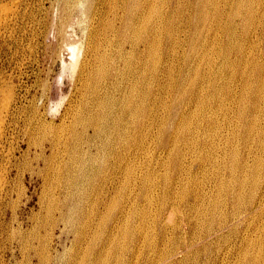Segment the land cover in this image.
Masks as SVG:
<instances>
[{"label":"bare ground","instance_id":"1","mask_svg":"<svg viewBox=\"0 0 264 264\" xmlns=\"http://www.w3.org/2000/svg\"><path fill=\"white\" fill-rule=\"evenodd\" d=\"M57 1L65 14L60 19L57 34L59 32L64 38L66 37L64 34H66L67 22L76 13L75 23L81 28L83 37L87 39L98 34L105 35L109 49L103 47L101 53H96L94 50L93 57H95L96 67L91 68L89 65L91 69L88 73V65H82L79 81L83 83L81 91L83 111L77 118L71 106L57 113L54 119L47 109V100L42 105H38L34 97V100L30 98V101H25V98L21 96L19 86L13 79L6 76L8 74L5 75V66H2L3 69L0 71L1 246L4 245L15 258L17 255L22 256L21 263L18 264H25V262L28 264H50L53 260H56V264H231L232 261V264H256L255 243L259 239L264 244V129L258 119L261 116V110L255 109L250 99L246 101L241 97L242 108L239 115L242 117V121L237 123L236 128L239 129L242 136L238 137L239 133L234 132L232 137L235 140L232 145L226 143V147L208 150L207 154L210 156L214 154L220 157L198 166L194 172L190 171L193 175L189 184H187L189 180L182 183V175H179L178 180L175 179L176 172L183 173L187 170H185L186 166H183V162L176 158V153L177 156H180V152L176 148L180 137L177 134L172 136L169 133L168 138L172 137L169 140L165 139L166 142L160 145V149H162L160 152L162 155L168 154L169 157L175 159L172 164H169L168 169H174L176 172L170 174L166 172L160 179V192L163 193L161 196L163 201H160L156 216L149 221V211L137 209L132 212L129 208L128 217L124 218L128 202L115 209L111 208L113 205L111 202L118 196V191L116 192L115 189L117 180L122 178V183L125 184L127 178L132 176V171L128 170L127 164L130 161L128 158L130 154L127 153V147L124 150L121 149L125 145L114 146L111 141L126 134L138 123L136 121L144 118L150 107L151 101L148 95L151 93V88L139 89L143 85L141 78L144 76V68L138 70V66L154 60L152 47L156 44L155 42L153 45L149 42L139 44L140 38L124 40L123 33L125 30H130L133 34L157 35L165 29L164 23L167 25V29L172 30V23L174 24L177 16L171 13L170 18L166 20L164 9L169 5L164 0H152L150 3L148 0H108V2L100 0L101 6L105 4L108 7L106 11L108 19L105 21L106 16H102L99 21L98 12L94 11L91 16L89 15L90 6L87 5L89 0ZM191 1L195 8V11L192 12L193 23L190 25V29L194 33L192 39H198L197 51L203 53L204 48L212 46L211 40L206 37L207 31L204 26L208 24L207 28L211 29L215 35L218 31L223 29L225 31L227 26L225 27L223 19L228 17V14L225 9L220 11L218 6L207 9V6L213 5L216 0ZM20 2L21 0H0V51L9 42L7 39L12 33V25L19 17V8L22 7ZM84 2L86 3L84 4ZM80 4L82 5L81 11H77L76 8ZM139 5L142 6V9ZM244 5L245 3L239 0L237 11L242 12ZM261 8H264V0L258 4V9ZM69 11L71 12L70 16L68 15ZM145 18L146 22L143 21ZM242 18L243 23L245 20H254L253 30L255 31L248 40H246V36L244 37V47L237 45L234 50L233 44L229 45L231 40L233 42L234 34L231 33L230 36L225 34L218 52V58L221 57L222 60L221 65H250L254 60L264 65V57L258 58L260 46L264 43V34L261 37L257 33L260 27H263L264 31V13H257L254 18L252 12L249 11L245 16L243 13ZM13 35L15 36V34ZM38 35H40L39 32ZM215 39H218V36ZM202 40L203 44H201ZM218 40L220 41V38ZM22 44L24 43L22 42ZM146 44H148V48H142ZM128 45L138 55H125L122 49ZM68 46L72 50L71 58L74 69L79 60L78 51L81 49H78L75 44H68ZM113 47H115L114 53L111 52ZM159 59L162 61L161 58ZM121 60L125 63H120ZM121 65H126V69L119 70ZM213 65H217V62L215 61ZM261 79V76H258L252 84L255 86L253 94L257 97L264 91V87L260 84ZM183 82L184 80L181 79L179 84L181 85ZM233 89L229 86L224 98L217 96L214 101L217 102L220 110H226L227 113L231 108L229 100L235 96ZM86 95L94 96V103H87ZM190 99L192 101L200 100L201 97L192 96ZM162 103L163 100H161ZM157 106L158 103H154L153 107ZM246 109L249 118L244 120ZM183 112L187 113V110ZM209 112L215 113L216 110L211 109ZM174 113H171L169 117H172ZM179 122L177 126H180ZM90 127L94 129L93 135H88ZM116 132L118 133L116 134ZM98 137L101 139L100 144L92 141ZM148 143L149 141L142 143L144 152ZM72 150H76L78 156L82 157L77 160L78 163L71 162L70 152ZM103 153L107 154L104 158ZM19 154L21 155L19 156ZM120 154L123 156L117 159ZM98 157L99 160H92ZM21 160L28 161L29 165H34L35 162L41 160L45 167L41 168L37 165L36 170L32 169V174H37L47 183L53 180L57 181L54 192L60 191L62 201L65 199L69 201L72 197L71 203L76 200L74 189L81 188L78 183L74 184L69 178L70 167L75 169L77 167L78 173L85 174L86 178L90 177V181L93 180V193L98 196L99 200L96 199L94 207L89 212L80 214L78 218H75V215L79 211H75L72 207L65 209V206L61 204L52 207V209L56 207L59 212L57 218L52 216L54 209L50 211L49 208V215L52 212L49 217L51 221L47 220L49 218L42 220L37 216L34 225L32 224L33 226L26 229L19 219L16 209L7 220V203L12 199L14 191L11 183L13 168H17L18 175H20L19 169L22 164L19 162ZM82 162H84L83 166ZM210 168H213L215 174L219 176L216 178V187L213 190L210 187L211 185L213 187L212 181L203 182L204 177L210 173ZM198 173H201L203 177H198ZM155 177H153V181L155 179L156 182ZM149 181L150 178H146V183ZM176 182H178L177 185ZM124 189L127 190L128 187L125 186ZM144 189L142 197L152 200L153 194L152 190L150 191V186L147 185ZM126 190L122 191L124 201H127ZM63 195H65L64 199ZM110 199L109 205L107 204L108 208L110 206V210L105 215L97 206L105 204ZM77 203L74 204L77 205ZM12 207L14 208V206ZM97 213L98 227H103L108 218L111 219V224L103 227L102 235L100 234L101 237L98 241H90L91 243L84 248V242L88 240L90 233L91 221L94 220L93 217ZM128 223L133 226L129 230L125 227ZM57 228L60 232L58 245L66 246L68 236H74L71 242L73 252L68 253L69 257L66 260L65 252L67 250L60 253L58 247L51 246L52 243L48 240L49 235H54ZM0 264H11V262H0Z\"/></svg>","mask_w":264,"mask_h":264},{"label":"rangeland","instance_id":"2","mask_svg":"<svg viewBox=\"0 0 264 264\" xmlns=\"http://www.w3.org/2000/svg\"><path fill=\"white\" fill-rule=\"evenodd\" d=\"M99 1L100 0H89L87 2V5L90 6L89 15L91 16L94 11L98 12V17L100 16L99 21H101L102 16H106V21L108 19V13H106L108 7L105 4L101 6ZM151 1L152 0H148L149 3ZM164 1L169 5L164 9L166 11V20L170 18L171 13L177 16L174 24L172 23V30L167 29V25L164 23L165 29L157 35L133 34L130 30H125L123 33L124 40L130 41L132 39L138 40L140 38L141 41H139V44L142 42H149L152 45L153 42H155L156 44V46L152 47L154 49V60L138 66V70L144 68V76L141 78L143 80V85H141L139 89L146 90L149 87L151 88V93L148 95L150 96L151 101L150 107L144 118L136 121L138 123L130 128L126 134L120 135L121 138H114L111 141V143H114V146L125 145L121 149L124 150V148L127 147V153L129 152L130 154L128 157L130 161L127 164L128 170L132 171V176L127 178V183L125 184L122 183V178L117 180L115 189L116 192L118 191V196H116V200L114 199V201L111 202V204H113L111 208L114 207L113 209L117 206L121 207L122 204L128 202L124 218L128 217L129 208L132 212H135L137 209H142L147 212L149 211V221L156 216L158 208L160 207V201H163V198L161 197L163 193L160 192V179L166 172L169 174L176 172L174 169H168L169 164H172L175 159L171 156L169 157L168 154L162 155L160 152V150H162L160 149V145H162L163 142H166V140H169L173 135L177 134V136L180 137L176 144L180 156H177L176 153V158L183 162V166H186L185 170H187V172L183 173L176 172L177 175L175 176V179L178 180L179 175H182V183L189 180V182H187V184H189L191 182L190 180H192L191 176L193 175L190 171L194 172L198 166L205 165V163L215 160L216 157H220L219 155L214 154H212L213 156H210L207 154L208 150L226 147V143L232 145L235 140L232 137L234 132L239 133L238 137L242 136L239 129L236 128L237 123H241L242 121V117L239 115L242 108L241 97L246 99V101L250 99L255 109L261 110V116H259L258 119L264 129V91H262V94L257 97V95L253 94L255 86L252 85L257 77L261 76L262 79L260 84L264 87V65H261L260 62L256 60L252 61L250 65H221V57L218 58L221 41L225 34L229 36L231 33L234 34L233 42L231 40L229 43L231 46L233 44V50L237 45L242 47L245 46V44H243L244 37L246 36V40H248L255 30H253L254 20H245L243 23V13L245 16L251 11L254 18L257 13L263 14L264 8H261L260 10L258 9V4L261 0H241L245 3L242 12L237 11L239 0H216L213 5L207 6V9H212L215 6H218L220 11H222V9L227 11L228 17L223 19L227 29L225 31L224 29L218 31L215 35L211 29L207 28L209 27L208 24L204 26L207 31L206 37H208V40H211L212 46L204 48L203 53L197 51V45H199L198 39H192L194 33L191 31L190 25L193 23L194 19L192 12L195 11L192 1ZM106 2H108V0H106ZM58 3L59 1L57 0H21L20 6L22 7L19 8V17L16 19L15 24L13 23L12 25V33H10V37L9 34L7 35V38L9 37L7 41L9 40V42H7L3 46L4 48L0 51V71L3 69L2 66L4 65L5 75L8 74L6 76L11 80L13 79V81L19 86L21 96L25 98V101H30V98L32 100L34 97L37 104L42 105V103L47 100V109L50 116L52 115V118L55 119L57 113L63 111L65 108L67 109L69 106L75 111L74 113L77 118V116L83 111V94H81L83 83L82 81H79V72L82 70V65H88V73L92 67H96V61L94 60L95 57H93L95 51L96 53H101L103 47L109 49V46L107 38L102 34L85 39L81 28L75 23L77 19L76 13L73 14L67 22L68 25L65 28L66 34H64L66 37L64 38L59 32L57 34L60 19L65 16L62 6ZM85 3L86 2H84V4ZM44 7L48 9L46 10ZM73 7L75 8V4ZM73 7L71 8L73 9ZM139 7L142 9L141 5H139ZM81 8L82 5L80 4L77 6L76 10L81 11ZM45 10L46 12H44ZM70 14L71 12L69 11L68 15L70 16ZM70 19H72V21H70ZM18 21H20V24ZM143 21L146 22V18L143 19ZM36 22L37 25H35ZM96 24L99 27L97 22ZM36 31H38L40 35H38V32L36 34ZM257 33L263 37V27L258 28ZM13 34H15V36ZM216 36H218V39L220 38V41L215 39ZM22 42L25 45L22 44ZM68 44H75L78 49H81V51H78L79 60L74 69V63L71 58L72 50ZM201 44H203V40L201 41ZM114 48L115 47L111 50L112 53L115 52ZM142 48L147 49L148 44L143 45ZM260 48L263 51L261 49L259 50V59L264 57V43L261 44ZM122 50L123 53L128 56L137 54L129 45L125 48L123 47ZM159 58H161L162 61H160ZM215 61L217 62V65H213ZM120 63L125 62L121 60ZM89 65H91V68H89ZM125 67L126 65H121L118 69L123 71L126 69ZM26 72L28 74H25ZM181 79L184 80V82L180 85L179 83ZM229 86L234 88L233 92L235 96L229 100L231 108L227 113L226 110H220L221 108L219 109L217 102L214 101L217 96L224 98V94ZM178 90L180 91L178 92ZM192 96H199L201 99L192 101L190 99ZM93 99L94 96L86 95L87 103H94ZM161 100H163L162 104ZM156 102L158 103V106L154 108L153 105ZM211 109H215L216 112H209ZM184 110H187V113H184ZM173 112H175L174 115L169 117ZM248 118L249 116L246 109L244 120H247ZM178 122L180 126H177ZM93 131L94 129L90 127L88 135H93ZM117 133L118 132H116V134ZM169 133L172 134L170 138H168ZM109 139L112 138L109 137ZM92 141H95L94 143L96 144L101 143L100 137L93 139ZM144 141H149L148 145H146L145 152L143 150L144 145H142ZM20 155L21 154H19V156ZM106 155V153H103V158ZM122 156L123 155L120 154L117 159ZM70 158L72 159L71 162L76 161V163H78L77 160L82 159V157L78 156L76 150L70 152ZM92 160H99V157ZM19 163L22 164L21 169H19L21 174L18 175V169L13 168V178L11 183L14 191L12 199L7 203L8 207L6 206V210L8 216L7 220H9L10 216L16 209L18 217L23 222L25 229L34 225L35 217L37 216L41 217L42 220L49 218L52 214L51 212L49 215V212L53 209L52 216L57 218L59 216V212L56 209L58 205L62 204L65 206V209L72 207L75 211H79L75 215V218H78L80 214L89 212V210L94 207L96 199L99 200L98 196L93 193V180L90 181V177L86 178L85 174L78 173L77 167L76 169L72 166L70 167L69 178L72 179L70 181L74 184L75 182L78 183L81 188L74 189L76 200L71 203L72 197H70L71 200L69 199V201L68 199L62 201L60 191L57 190L56 193L54 192L57 181L53 180L51 181L52 183H47L46 181H43L41 177L37 176V174H32V169L34 168L36 170L37 165L41 168L45 167L41 160L35 162L34 165H29L26 160H21ZM83 164L84 162H82V166ZM153 175L156 176L157 183L155 182V179L153 181ZM197 176L200 178L203 177L201 173H198ZM218 177L219 176L215 174L213 168H210V173L204 177L203 182L212 181L213 187L212 185L210 187L213 190L214 187H216L215 183L216 178ZM146 178H150L149 183H146ZM175 184L177 185L178 182ZM147 185L148 187L150 186V191L152 190V200H147L142 197V192L145 190L144 187ZM125 186L128 187L127 190L124 189ZM52 188L53 190H51ZM124 190L127 192V201L122 199V191ZM64 198L65 195H63V199ZM78 199L80 200L79 202ZM110 201L111 199L105 204L97 206V208L99 207L100 211L102 210V213H105V215L110 210V206L109 208L107 207V204ZM74 203H77V205ZM55 205L56 207L52 209ZM12 206H14V208ZM97 216L98 213L93 217L94 220L91 221V226L89 228L90 233L87 238L88 240L84 242V248H86L92 241H98L99 237L102 235L103 227L111 224V219L108 218V220H105L106 222L103 227H98L97 221H99V218ZM47 220L51 221L50 218ZM124 223L125 221L123 224ZM59 225H61V223H59ZM69 227L72 228L70 225ZM125 227L129 230L130 227L133 226L131 223L130 225L128 223ZM49 231H51L50 228ZM43 232H45V230H43ZM59 233L60 232L57 228L54 235H49L50 237H48V240L53 244L50 243L51 246L58 247L60 253H64L67 250L65 252L66 260L67 257H69L68 253L71 254V252H73L71 242L73 241L74 236L70 235L68 236L69 238L65 236V238H67L66 246L58 245ZM1 244L2 242H0L1 263H21V255H17L16 258L13 257L4 245L1 246ZM254 247L257 251L256 264H263L264 244L258 239ZM55 261L56 260H53L50 264H56ZM25 264L28 263L25 262Z\"/></svg>","mask_w":264,"mask_h":264}]
</instances>
